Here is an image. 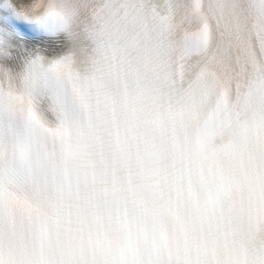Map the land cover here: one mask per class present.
<instances>
[{
	"label": "snow or ice",
	"instance_id": "obj_1",
	"mask_svg": "<svg viewBox=\"0 0 264 264\" xmlns=\"http://www.w3.org/2000/svg\"><path fill=\"white\" fill-rule=\"evenodd\" d=\"M26 2L79 44L0 19V264H264V0ZM89 96L132 106L135 162L105 124L81 134Z\"/></svg>",
	"mask_w": 264,
	"mask_h": 264
},
{
	"label": "clouds",
	"instance_id": "obj_2",
	"mask_svg": "<svg viewBox=\"0 0 264 264\" xmlns=\"http://www.w3.org/2000/svg\"><path fill=\"white\" fill-rule=\"evenodd\" d=\"M66 87L67 85L64 84ZM102 116L103 120L95 119ZM105 124L107 129L118 133V139L122 146L128 151L129 158L135 162L136 154L141 149L142 128L134 116L131 105H118L115 101L107 98H89L81 115L80 131L85 137L96 132V125ZM219 142V141H218ZM210 167L218 168L223 173V179L234 182L235 190L232 192V199L239 200L243 195L245 178L236 173L227 160L210 161ZM256 209L258 215L264 217V198L258 196Z\"/></svg>",
	"mask_w": 264,
	"mask_h": 264
}]
</instances>
